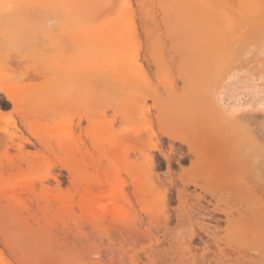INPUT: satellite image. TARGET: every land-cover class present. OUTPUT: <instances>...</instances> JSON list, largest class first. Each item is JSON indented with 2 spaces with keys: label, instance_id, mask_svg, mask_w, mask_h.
<instances>
[{
  "label": "bare ground",
  "instance_id": "bare-ground-1",
  "mask_svg": "<svg viewBox=\"0 0 264 264\" xmlns=\"http://www.w3.org/2000/svg\"><path fill=\"white\" fill-rule=\"evenodd\" d=\"M156 12H158V14H156ZM20 27H22V29L24 27H28V28H26L27 30L29 28L38 29V27H40L43 30L42 32L41 31L37 32L40 28L38 30L33 29L34 30L33 35H30L32 33L31 29H30V31L28 30L29 33L27 31H25L26 34L27 33L28 34L26 36H24L22 40L27 42L26 43L27 45L24 42L23 43L26 46H29V48L30 47L31 48L39 47L40 49H42V51H39L40 49L38 50L39 53L40 52H46L43 54L40 53L41 55L39 56V54L36 55L37 50L33 49L32 51L28 50L27 51L28 53H26L27 54L26 56H28V54H29L33 58L35 57V60H36V58L38 59V56L41 57V62L39 60L40 58L37 60V62L39 61L38 62L39 64L40 63L46 64V65H44L45 69H46V71L48 70V73L50 75V78L47 79L48 81L44 80L43 87H40V88L35 89V90H32V89H30V90L24 89L23 90V87H22V89L20 90V89H17L18 87H16V85L10 86L11 83H13V82H11L10 79H9V81H5V80H8V78H5V76H7L6 74L8 72H6V73L3 72L5 74V76L2 75V73L0 74L1 77L4 76V79L1 78V80H3L4 83L5 82H6V84L10 83V85L4 86L5 89H8L7 90L8 92L5 95L6 100L8 102H10L11 104H13L12 106H14V107L15 106L16 107L21 106L19 108V110L22 111V113H20V118H21V122L23 124L29 123V120H30L29 117L38 118V116H40V115L43 116V115H46L48 113L46 118L44 119L46 121L48 116H54L53 114L49 115L52 105L55 104L52 101L55 102L57 100L56 99L57 97H62L63 93L67 92L65 94L66 95L69 94L71 96V97H69V95H68L70 100L68 99L67 101L68 102L70 101L69 103H72V105L77 106V108L80 107L81 110L84 109L83 112L86 111V113H88V112L90 113V109L91 110L94 109L92 107V105H94V107H95V104H96V108H95V110H97L96 112H99L102 116H107L108 112L110 113L111 111L109 110L107 112V115H106L105 110L107 111V109L112 108V112L114 113L113 116L116 117L114 122L116 121V119H118L119 125H118V128L112 129L111 131L108 132L109 138H108V141L106 142V144L108 145L109 150L111 149V152L110 151H109L110 153L105 152V154H112L113 155L117 151H119V153H120L123 150L120 154L122 155L126 151L125 155L127 156V152L129 151V147H127V146L130 143L133 144V145H131V144L129 145V146L133 147L132 148L133 150L130 147V151L132 150L131 153H133V155L135 153H138L137 156L139 155V157H137L135 159L137 161V159L139 158L140 161L136 162V161L132 160L135 163L134 162L131 163L130 160L132 158H129L130 160H128V162H130V163L127 164V161L125 162L124 166L126 168L128 175H130V174H131V176L136 175V176H139L141 178L146 177V176L147 177L149 176L148 178H150V177L155 175V173H156L155 162H154L155 161V154L153 151H155L156 148L157 149L159 148V143H160L161 139L163 141H165V143L168 144L169 151L164 152L163 150L160 149V150H158V153L164 159L165 165H166L168 170L170 169V166H171V159H173V157H177V156L180 158V160L184 156L186 158H188L190 161L189 166L191 167V165H192L193 169H195L194 166H196V165L197 166H199V165L204 166L205 161H202V160H204L203 158H205L204 157L205 156V149L207 147H210V146H212L213 152L218 154L217 158L220 159V161L223 160L222 157H224L227 154L228 150L231 147V150H234V151H232V152L229 151L230 154L231 153L234 154V152H236L235 153L236 155H232L233 157L234 156H236V157L241 156V158H242L244 156L245 158L243 157L244 158L243 161L246 159L245 162L250 160L249 157H248L249 158L248 160L246 158L247 155L249 154V153H247L246 150L251 152L250 153V154H252L251 156H253V155L256 156V158L253 157L254 158L253 160L251 159L252 161L255 160L254 165H256V166H254L252 163H249V162H248L249 163L248 166L250 164H252L253 165L252 167L254 169H256L257 164H258L257 162H259V164L260 163L264 164V43L259 47H256L255 45H253V42H255V41L256 42L261 41V40L264 41V0H0V35L3 37H6V38L7 37L10 38L14 35L13 28H20ZM26 29L24 28V30H26ZM19 32H18V34H19ZM55 33H57V34H55ZM18 34L16 33V35H18ZM22 34H24V33H22ZM56 35L59 39L55 38ZM1 38L2 37H0V39ZM8 38H7V42L9 41ZM19 40H21V38ZM4 41H6V40H4ZM11 41L9 43H12ZM13 41H14V38H13ZM18 42L21 43L20 41H18ZM0 43H1V40H0ZM9 43H7V46H9L8 45ZM29 43H32V44L29 45ZM2 44H0V45L2 46ZM21 45H22V43H21ZM3 46H4V50H5V48L8 49V47H5L6 46L5 44H3ZM9 47L12 49V46H9ZM15 47H17V46H15ZM19 47H21V46H19ZM24 48H26V47H24ZM1 49L2 48H0V51L2 53ZM17 49L21 50L20 48H17ZM17 49H14V47H13L12 51H14V52H12V53H14L16 55L17 52L15 53V51H17ZM25 50H27V49H25ZM12 53L10 52L11 56L13 55ZM22 53H18V55H20ZM23 54H25V53H23ZM18 55H16L14 58H19V57H17ZM11 56H10V58L13 57V56L12 57ZM10 58H8V60ZM24 58H25V55H24ZM26 58L22 59L20 61L24 63V62H26L25 61ZM12 59H10V60L13 61L14 59L13 60ZM2 60H4V61H0V62H2V65H3V62H6V63H4V65L5 64L7 65V66L5 65L4 69H6V67L10 68V66L7 64V61H5V59H2ZM15 60H14V62H12L13 66H14V63L18 62ZM11 61L9 62L10 64H11ZM29 61L31 64H33L30 59H29ZM29 61H27V63ZM21 62H19V63L21 64ZM175 62H176V73L173 70L175 68V67L173 68V64ZM235 62L244 63L245 66L246 65L250 66V71L257 69V74H252V73L249 74V72H248V74H249L248 76L246 75L237 81L236 80L237 72H240V71H239V69L237 70L234 67ZM19 63H18V65H19ZM38 63H36V64H38ZM240 63H239V65H240ZM34 64H35V62H34ZM39 64H38V67L41 66L40 68H42V71H43L44 70L43 66L41 64L39 66ZM18 65H16V66H18ZM24 65H25V63H24ZM236 65L237 64L235 63V66ZM16 66H14V67H16ZM241 66L242 65H240V67ZM9 68H8V70H9ZM22 68L24 70L23 66H22ZM34 68H36V67H34ZM4 69L1 66L0 72H2ZM18 69H19V67H18ZM18 69L16 68L15 70H18ZM37 69L38 68H36L34 70L37 71ZM15 70H11V71H15ZM24 71H23V73H24ZM26 71L28 73V70H26ZM46 71L45 72L43 71L44 73L43 72L41 73L40 71H37V72H38V74L40 72L42 75H44L46 73ZM246 71H248V69ZM23 73H21V74H23ZM253 73H255V72H253ZM15 75H16V72H15ZM37 75L35 76L36 78H38ZM31 76L33 77V75H31ZM43 77H41V78H43ZM13 78H15V77H13ZM33 78L31 81H34ZM20 79H21V81L26 80V78L24 80H22L23 78H20ZM28 79L30 80V78H28ZM18 82H20V80H18ZM0 83H2V82L0 81ZM14 83H16V82H14ZM105 91H106V93L107 92L111 93L110 95L113 98L111 96L109 97L108 93L105 94ZM241 91H249L258 99L255 100V102L251 101V102H247L245 104H242L243 100H241L239 98V96L237 95V94L241 93ZM94 92L96 94H94ZM97 92H98V94H100V96L99 95L97 96ZM103 92H104V94H103ZM259 94H261L260 95L261 97L258 96ZM116 96L118 98L120 97V99L116 98ZM73 99H75V101H73ZM248 100H250V99H248ZM252 100H254V99H252ZM50 102H51V104H50ZM73 102H75V103H73ZM92 103H94V104H92ZM54 107H53V110H54ZM104 107H106V109H104ZM55 108H57V107H55ZM80 108H79V110H80ZM70 109H71V107H70ZM53 110H52V112H53ZM76 110H75V112L77 113V116H78V113H80V111L77 112L78 110L77 111ZM256 110L257 111L259 110L258 113L261 114L260 116L262 117V120L258 119V118H261V117H259L258 113H257V115L252 114ZM92 111H94V110H92ZM239 111H240V115H237V114H239ZM242 111L243 112L245 111V112L243 113ZM75 112L72 111L73 114ZM242 113L244 115H242ZM262 113H263V115H262ZM100 114H99V116H101ZM96 115H94V116L92 115V117L90 116L92 118L90 120V124L93 128H97L99 126V122H97V121H99V119H97V120L95 119ZM255 115L257 117H254ZM18 116H19V114H18ZM56 117H58V116H56ZM81 118H84V117H81ZM87 118L88 117H86L85 119H87ZM79 120H80V117H79ZM256 120L258 122L255 123ZM39 121H41V120H39ZM49 121L51 122V117H50ZM59 123H61V122H59ZM29 124H31V123H29ZM61 124L63 125L64 123L62 122ZM61 124H59V125L55 124L53 126L54 127L60 126ZM39 125H41V124H39ZM106 125H107V123H106ZM31 126H32L31 128L33 130L36 128V125L34 122H32ZM53 126H51V127H53ZM39 127L40 126H37V128H36L38 130H34L35 133H37V132L40 133L41 128H45L46 125L44 124L43 127L40 128V130H39ZM51 127H48V128H51ZM139 127H141V128L138 129ZM156 127L158 128V132L154 131V129ZM184 127H186V128H184ZM9 128L11 129V127H9ZM48 128H47V130H48ZM68 128L69 127H67V130H69ZM88 128L90 129V127H88ZM188 128L196 129L197 133H198L196 135V138H202L201 136H203L206 139V142L208 141L209 143H206V142L204 143V140H203L204 138L202 139L203 143H199V141H198V143L191 141V139L186 136V134L188 133ZM10 129H8V127L7 128L5 127L2 129V131H4V133L6 135L5 143H9L10 145H13L20 152L22 149V145H23V141H22L23 139L21 140V138L18 139L17 137H15L16 135H14V133L12 134ZM56 129L60 132V135H63L64 131H61L62 128L56 127ZM184 129H186V131H187V132L185 131L186 133L183 131ZM44 130H46V129H44ZM47 130L43 132L46 135L48 134ZM34 131H33V133H34ZM42 131H43V129H42ZM48 132H50V131H48ZM61 132H63V133H61ZM66 132L64 133L65 136H67V134H69L68 132L66 134ZM44 134L42 136H45ZM49 134H52V133L50 132ZM101 134L99 133V135H100L99 137H101ZM188 134H190V132ZM52 135H54V134H52ZM57 135H59V134L57 133ZM60 135L57 136L58 140H59V143H57V145L59 146V148L61 150L65 151L67 153V155H71V156L75 157V158L74 157L72 158L71 156H69L72 158L71 160L69 159L70 164L67 167V169H68L67 172H68L69 176L72 177L75 173L80 174L82 170H80L79 165H81L82 163L80 162V164H78V163H76V161L79 162L78 161L79 159L81 161V159H83V157H85L86 151H84L85 153L83 152L84 155L82 153H80L83 155L81 158L76 157L75 155L72 154L73 153L72 150L74 148L72 149V147H71L72 144L70 145V142H72L73 139L67 137L68 139H66V143H65V141H63V138H65L64 135H63L62 139H59ZM54 136H56V133ZM72 136H74V135H72ZM190 136H192V135H190ZM41 138L43 139V137H41ZM45 138H46V136H45ZM94 138L96 139V136H94ZM126 138L130 142L127 140V142H128L127 143ZM16 139L18 140L17 142L15 141ZM70 139H72V140H70ZM60 140L63 142H61ZM74 140H76V139H74ZM233 140L234 141L236 140L239 143L238 142H235L236 144L232 143V142H234ZM49 141L52 144L51 139H49ZM122 141H123V143H122ZM124 141L126 142L125 143L126 145H124ZM174 142L179 143L181 145V148L178 147V149H175L173 144H171ZM210 142H212V143H210ZM28 143H31V142H28ZM136 143L138 145H136ZM40 144L46 145L47 141L45 139L41 140ZM92 144L94 146V143H92ZM10 145H8V146L10 147ZM96 145L95 146L97 148H95V149H98V151H99V148L101 151H106V149H107L106 147H103V146L100 147V143H99V145H98V143H96ZM121 145H123L125 148H127V150H124L123 146H121ZM242 145L247 147L244 150L247 153L246 155H245V153L244 154L242 153V152H244L243 151L244 147H242ZM82 146H84V145H82ZM232 146H233V148H232ZM237 146L240 147V149L242 151L241 153H240V151H238L239 149L237 150V148H238ZM118 147L120 150L119 149L113 150V149H117ZM182 147L186 149V153L183 152ZM8 148H6V150ZM26 149H24V150H26ZM82 149H83V147H82ZM24 150L22 149L23 154H24V152L27 151V150L26 151H24ZM54 151H55V153H58V152H56L55 148H54ZM135 151H137V152H135ZM31 153H32V151H31ZM119 153L117 152L116 154H119ZM23 154H21V156ZM116 154L113 156L116 157ZM120 154L117 155L118 157H116V159L118 160L117 163L121 162V161H119V159L121 158ZM128 154H129V152H128ZM207 154H209V153H207ZM250 154H249V156H250ZM29 155H30V152H29ZM95 155L96 154H94V156ZM6 156H8V155H6ZM39 156H41V155H39ZM105 156L106 155H104L103 158H105ZM113 156L110 155V157H111L110 162L112 161L111 159ZM126 156H125V158L128 159V156L127 157ZM226 156L230 157L229 154H227ZM10 157L14 158L12 156H10ZM23 157H25V155ZM107 157L109 158L108 155H107ZM130 157H131V155H130ZM229 157H226V158H228L227 160L225 159L226 161L224 160V162H220V167L223 170H225L228 167L230 169V172L232 171L231 172L232 174L237 173V175H238L240 173V172H238L239 168L237 167L238 168V170H237L236 167H233L235 165L234 163L237 164L238 159L236 158L237 160H235V157H234L233 159L235 161L233 159L231 161H229ZM76 158H79V159L75 160ZM103 158L101 157L102 160H103ZM125 158H121V159H124V160H122L123 162L125 161ZM238 158L240 160V157H238ZM7 159H8V157H7ZM251 160H250V162H251ZM6 161H9V159ZM10 161L12 162L13 159H11ZM86 161L88 163V160H86ZM90 161L91 160H89V162ZM177 161L179 163L181 162L179 160H177ZM228 161L229 162L233 161L232 163L234 165L232 166L231 165L232 163H230V164L227 163ZM243 161H242V163H243ZM99 162H100V160H99ZM112 162H114V161H112ZM123 162H122V165L124 164ZM239 162H241V161H239ZM52 163H53V161H52ZM52 163H51V165H52ZM104 163H106V161L103 162L102 164H104ZM214 163H215V160H214ZM214 163H213V165H214ZM102 164H100L101 168L103 167ZM120 164L121 163H119V165ZM126 164H127V166H126ZM206 164L209 165V162ZM241 164H237V165L241 167ZM44 165H46V164H44ZM49 165H50V163H49ZM91 165H92V163H91ZM95 165L97 167L99 165L98 162ZM108 165H110V164H108ZM119 165H116L114 168H116V167L121 168V166H119ZM213 165H209V167L211 166L210 169H213V167H212ZM230 165H231V167H230ZM10 166H12V163L10 164ZM87 166H89L90 169H91V167H93V165L90 166V164ZM124 166H122L121 170L124 169L123 168ZM21 167H22V165H21ZM85 167L83 170L88 169ZM111 167H112V164H111ZM111 167L109 166V169H111ZM200 167L201 166L198 167V170H201V172H202L203 167H201V168ZM252 167L251 166L249 167L250 168L249 171L252 170ZM36 168L37 167H35L34 169L36 170ZM49 168H50V166H49ZM98 168H99V166H98ZM120 168H118V170ZM228 168L226 169V171H228ZM258 168H259V166H258ZM261 168L262 167H260V169H258V170L260 172L264 171V167H263V169H261ZM204 169L208 170V166L204 167ZM235 169L237 171H235ZM246 169H247V167H246ZM35 170H33V171H35ZM48 170H47V173H45V175H44V173H38V174H35L34 178H32V179L29 178L30 172H28L29 176L27 178H29V180H32L31 183H29V181H27V183H29V184L26 183L27 178L24 175H23L24 177L21 176L22 177L21 179L19 177L20 175L19 176L16 175L17 178L15 176H14L15 178L14 177L13 178L15 180L20 179L21 182L25 181L23 184H20L21 183L20 180L17 181L18 187L20 186L21 189L23 187L24 191H27V189L30 188L29 192H31V193H34L35 189L31 190L32 187H28L27 185L31 184L33 186V184L36 185L39 182L41 184V188L45 189L46 187H45L44 182H45L47 175H49V177H51V178H49V180L53 179L55 181V183L57 184L56 187L59 188L61 186V185L59 186V184H60L59 177L56 174L52 173L51 169L49 171ZM64 170H66V169H64ZM93 170L94 169H92L90 171L92 172ZM240 170H241V168H240ZM33 171H31V173H34ZM85 171H87V170H85ZM88 171H89V169H88ZM233 171H235V172H233ZM242 171H248V169L247 170L242 169ZM95 172H96V170L94 171V173ZM201 172H200L201 175L202 174L206 175L210 172V170L206 171V172H208L206 174L204 171L202 173ZM252 172H253V170H252ZM99 173H98V175H100ZM106 173H108V172H106ZM106 173H105V175H107ZM110 173H112V174L111 175L108 174L109 176H107V179L105 178L106 180L103 182L102 181L96 182V181H93V177L91 178V180L93 182H96V183L93 184V186H91L89 188H88V186H86L83 189V193L81 195H79L80 197L81 196L84 197V198L81 197V199L83 198L82 201H80V199H78L80 201V205H79V203L78 204L76 203L78 205V208H80L81 212L85 211V214H86V212H88V210H90V212H94L92 210H94L95 207L97 208V206L99 205L98 204L99 202H102V201H100L99 197H97L98 195L101 194L100 196L102 197V194H107L106 192H108V191H109V194H111L110 191H112L116 187L117 188L120 187V186H118L119 185L118 182H113L116 179H114V180L110 179V177L113 176V170L110 171ZM119 173H121V171ZM250 173L248 172V174H250ZM248 174L246 172V175H248ZM252 174H254V172ZM258 174H259V172H258ZM105 175H103V177L101 175V177L104 179ZM117 175L120 176V174H117ZM95 176L97 177V174ZM114 176L116 177V175H114ZM18 177H19V179H18ZM229 177L230 176H228V178ZM233 177H235V175ZM255 177H256V175H255ZM13 178L11 179L9 177L10 181L14 184L16 181L13 182L12 181ZM23 178H24V180H23ZM100 178L97 180L100 181ZM202 178H204V177H202ZM206 178H208V177H206ZM245 178H243V181ZM9 179L6 181L9 182ZM35 179H37V180L35 181ZM94 179H95V177H94ZM103 179H101V180H103ZM136 179H134L135 183H133V184L137 185L138 190L139 189L140 190L146 189V186H144L143 183H142L143 185L138 184L140 179H137V180ZM223 179H226V177H224ZM233 179H235V178H233ZM237 179H238V177L236 178V181H238ZM247 179H248V177H247ZM85 180H87L86 177H85ZM150 180L151 179H149V182H150ZM214 180H215V183L213 180L210 181V183L216 184V182L219 181V179L218 180L214 179ZM187 181L190 182L191 180H187ZM8 182H6V184H4V185H7L6 188L8 191L3 186L4 189L3 190L0 189V192L2 190L1 194H3V192L4 193L6 192V194H8L10 191H12V193L16 191V190H13L12 188L14 186L17 187V182L15 183L16 185L12 184L13 186L11 185V183H10V185H11L10 186ZM141 182H144V179ZM185 182H181V183L182 184L184 183L186 185ZM191 182L198 183L197 180H196V182L194 180ZM191 182L189 184H191ZM260 182H261V180H260ZM3 183H5V182H3ZM48 183H50V182H48ZM144 183L146 185V182H144ZM239 183H241V182L239 181ZM51 184H53V183H51ZM198 184H195V185H197L196 187H198ZM200 184H199V188L202 187L205 190H207L206 189L207 185L212 186L211 184H208V180H207L206 185L205 184L200 185ZM2 185H1V187H2ZM191 185L193 186L194 184L192 183ZM195 185H194V187H195ZM219 185H220V183H219ZM219 185L217 186L218 188H220ZM242 185L244 186L245 184L242 183ZM262 185L264 186V184H262ZM140 186L141 187L143 186L144 188L143 187L140 188ZM259 186H258V188H259ZM9 187H11L12 190H9L10 189ZM34 187L36 188L37 185ZM61 188H63V187L61 186ZM239 188H240L239 195H241V196L243 195V197H245L244 195L247 194L248 197L249 196L251 197V195H249V194H252V189H251V191H249V190L245 191V186H244L243 187L244 191H243L242 190L243 188L241 189V187L237 186V189H239ZM246 188H248V187H246ZM260 188H262V187H260ZM76 189H77V187H76ZM220 189H222V188H220ZM224 189H226V188H224ZM78 190H80V189H78ZM116 190L119 191V190H121V188L115 189L114 192H117ZM146 190L148 191V189H146ZM150 190H152V189H150ZM255 190L257 191L258 189H255ZM122 191H123V189H122ZM214 191H215V188H214ZM235 191L237 192L239 190L235 189ZM247 191H249V192H247ZM262 191H263L262 196H260L261 193L260 194L258 193V195H256L257 198H259L261 200V202H263V203H260L259 199H257V198L255 200L258 204H261V206H258V208L260 210L258 212L256 211L257 215H256L255 210L253 211V213H255L256 217H254L253 213L249 210L250 213H252L251 215H253L252 218L254 217V219L256 218L258 220L260 218V221H259V223L261 222L260 226H264V201H263L264 189L263 188H262ZM70 192H71V190H70ZM140 192H142V191H140ZM207 192H211V191H207ZM217 192H219V191H216V193ZM84 193H85V195H83ZM9 194H8V196H10ZM137 194H139V193H137ZM151 194H153V191L151 192ZM95 195H96V200L97 199L99 200V201L97 200V203L92 202L95 199L89 197V196L95 197ZM146 195H147V193H146ZM206 195H208V194H206ZM214 195H215V193H214ZM232 195H233L232 197H235L234 193ZM247 195H246V197H247ZM73 196L75 197L76 193ZM73 196H71V197H73ZM79 196H78V198H79ZM107 196L108 195H106V197ZM148 196H149V194H148ZM10 197H12V199H13V197H15V196L12 195ZM68 197H70V196H68ZM74 197H73V199H74ZM104 197H105V195H104ZM104 197H102V198H104ZM118 197L119 196H117L116 198L119 199ZM138 197H140V196H138ZM59 198L60 197H58V199ZM89 198H91V200ZM107 198H109V197H107ZM112 198L113 197H111V199ZM151 198H152V196H151ZM247 198H243V199H247ZM88 199L92 203L90 201H88ZM111 199L108 200L110 202V204H108L109 202L107 203V205L105 203L106 208L108 206V208H107L108 211L106 210V212H109L108 214H106V212H105V215L107 217H109L111 215V217L113 218L112 220H114L116 213H118L121 210V209L119 210V208L122 205H120V204L117 205V203H114L113 202L114 199L111 203V201H110ZM138 199H140V198H138ZM147 200H150V196ZM240 200H238V201H240ZM60 201H61V198H60ZM252 201H253V199L249 200V202H252ZM104 202H106V201H104ZM90 203H91V205L92 204L95 205V206H93L94 209L92 207H91V209L88 208V206L89 207L91 206V205H89ZM245 203H246V200L243 201V204H245ZM96 204H98V205H96ZM138 204H141V203L139 202ZM14 205H15V203H14ZM48 205L50 207L52 205L54 207L56 206V205H54L53 202H52V204H50V202H49ZM234 205H237V204L235 203ZM61 206L62 207H60V208L58 207L60 212L68 213V212H71L73 208L75 209L74 206L71 207V204L68 203V201L61 202ZM118 206H120V207H118ZM142 206H143V204H142ZM246 206H250V204L249 205L247 204ZM15 207H17V205ZM122 207H125V206H122ZM144 207L147 208L146 206H144ZM155 207H157V206H155ZM253 207H254V209L256 208L255 205ZM116 208L118 210L117 212L115 211ZM205 208L206 207H204V209ZM231 208H232V206H231ZM248 208L251 209V207H248ZM125 209H126V207H125ZM214 209H216V208H214ZM52 210H53V208H52ZM97 210H98V208H97ZM216 210H218V209H216ZM239 210H241V208ZM99 211H101V210H98V212ZM208 211L210 212V210H208ZM224 211L226 212V210H224ZM96 212L97 211L94 212V215L96 214ZM98 212L96 214V217H97L96 219H98V216L100 214V213L98 214ZM207 212L204 214L205 215L209 214V212L208 213ZM212 212L214 213V211H212ZM230 213H232V212L230 211ZM258 213H259V215H258ZM224 214L226 215V213H224ZM234 214H235V212H234ZM18 215H20V214L18 213L17 216ZM112 215H114V217ZM227 215L225 217L226 220L228 219V216H230V215H228V216ZM118 216H116V217L118 218ZM86 217H87V214H86ZM232 217H234V216H232ZM248 217H249V215H248ZM189 218H190V215H189ZM252 218H251V220H252ZM10 221L12 222V220H10ZM69 221L70 222L72 221L71 226H73L74 223L76 225L75 220L69 219ZM88 221L89 220L86 221L87 222L86 226L92 224V223H88ZM241 221H242V219H241ZM13 222H15V221H13ZM89 222H91V221H89ZM96 222H98V221H96ZM102 222H103V218H102ZM102 222H100L99 224H101ZM235 222H236V220H235ZM107 223H109V222H107ZM244 223L246 225V221H244ZM253 223L255 224V222H253ZM67 224L69 225V223H67ZM83 224H85V223H83ZM99 224L97 223V225H95L97 227L96 230L99 229V226H101ZM230 224H234V222L233 223L230 222ZM27 225H28V223H27ZM79 225L80 224L78 223L77 227ZM92 225H91V227L94 226V225L93 226ZM95 226L92 229H95ZM242 226H244V225H242ZM77 227L75 226L72 229H76ZM88 227H90V226H88ZM68 228L71 229L70 226ZM80 228H81V225H80ZM80 228L78 227L77 230L79 231ZM83 229H84V226H83ZM226 229H227V227H226ZM232 230H234L233 227H232ZM238 231H236L235 233L237 234ZM203 232H204V230H203ZM226 232H227V230H226ZM249 232H248V234H250V235L253 234L252 236H254L255 233H253V232L249 233ZM235 233H233V234H235ZM241 233H243V232H241ZM248 234H246V235H248ZM239 235H240V233H239ZM239 235H238V237H239ZM246 235L244 233V236H246ZM247 237H249V236H247ZM243 239H241V240H243ZM251 239H253V238H251ZM263 239H264V237H263ZM247 240H249V239L247 238ZM238 243H240V242H238ZM261 244H263V243H261ZM234 247L237 248L236 246H234ZM244 247H245V245H244ZM247 248H249V247L247 246ZM260 251H261V249H260ZM255 252H257V251H255ZM92 253L93 252H91L90 254L92 255ZM259 253H261V252H259ZM96 254L97 253H95V255ZM91 255H90V257H91Z\"/></svg>",
  "mask_w": 264,
  "mask_h": 264
},
{
  "label": "rangeland",
  "instance_id": "rangeland-1",
  "mask_svg": "<svg viewBox=\"0 0 264 264\" xmlns=\"http://www.w3.org/2000/svg\"><path fill=\"white\" fill-rule=\"evenodd\" d=\"M156 14H158V12H156ZM24 28L26 29L28 27H24ZM24 28L23 29H22V27L13 28L14 35L13 36L11 35L12 37H10V38L7 37L9 40L8 42H7L6 37H3L0 35V37H2L0 39L1 40L0 44H2V43L5 44L6 45L5 47H8V49H9L8 50L7 48H5V50H4L3 44H2V46L0 45L1 46L0 48H2L1 49L2 53L0 51V61H4L2 59H5V61H7V64L10 66V68L6 67V69H4V67L6 65V64L4 65V63H6V62H3V65H2V62H0V67L2 66L4 69L2 72H0V74L2 73V75L5 76L4 73L8 72L6 74L7 76H5V78H8V80H5V81H9V79H10L11 82H13V83H11V85L9 82H8L9 84H6V82L4 83L3 80H1V78L4 79V76H2V77L0 76V81L2 82V83H0V183H1L0 187L3 184L0 189L3 190L4 189L3 186H4L5 189L7 190V188H6L7 185H4V184H6V182H8L6 180H8L9 177L12 179L14 176L17 178V176L20 175L19 177L21 179L22 178L21 176L24 175L27 178L29 176L28 172H30L31 177L29 176V178L32 179V178H34V175L38 174V173H44V175H45V173H47L48 169L49 170L51 169V172L56 174L59 177V180H60L59 186L61 185L63 188H61V186L59 188H57L56 187L57 184L55 183V181L53 179L49 180V178H51V177H49V175L46 174L48 178L46 177L45 182H44L45 187H46L45 189L41 188V184L39 182H38V184L35 183L37 185L36 188L34 187V186H36L33 184L34 182L32 183L33 186L31 184L27 185L28 187H32L31 190L35 189L34 193L29 192L30 188L27 189V191H24L23 187H22V189L20 186L18 187L17 181L20 180L19 177H18L19 180H15L14 179L15 177L12 180L13 182L14 181L17 182V187L14 186L12 188L13 190H16V191L13 193H12V191H10L11 193L10 192H9L10 194L8 193L10 196H12V195L15 196V197H13V199H12V197L8 196V194H6V192L5 193L3 192L4 195L1 194V192H2V190H1V192H0V264H264V239H263V237H264V233H263L264 232V226H260L261 222L259 223V221H260L259 217H258L259 220L256 218H255L256 220L254 219V217H256V216H255V213H253L254 210H255V212L256 211L258 212L260 210L258 208V206H261V204H258L255 200L257 198L256 195H258V193L259 194L261 193L260 196L263 195L262 194L263 193L262 188L264 189V186L262 184H264V178H263L264 177V171L260 172L258 169H260V167H262L261 169H263L264 164L260 163L261 164L260 165L259 162H257L258 163L257 168H258V166H259V168L257 169L255 167L256 169H254L252 166L254 165L255 160L254 161H252V160L254 159L253 157L256 158L255 155L251 156L252 155V154H250L251 152L246 150L247 153H249L251 156L250 157L248 154L246 158H247V160L249 158H250V160L252 159L251 162H250V160L245 162L246 159L243 161V159L245 158L244 156H243L244 158L243 157L241 158V156H237V157L234 156L235 160L238 159L237 164H241L243 161V163L241 164V167H240L236 163H234L235 164L234 165L232 163L233 161L229 162L234 158L232 155H236L235 154L236 152H234V154L233 153L230 154V152L234 151V150H231V147L227 152V154H229L230 157L226 156L227 155L226 154L224 157H222L223 160H221V161H220V159L217 158L218 154L213 152L212 146L207 147L205 149V156H204L205 158H203L204 160H202V161H205V164L203 163L204 166L203 165H199V166L203 167L202 170L205 172V174L208 173L206 171L210 170V172L206 175L202 174L203 175L202 176L200 174L201 170H198L199 166L196 165L197 167L194 166L195 169H193V166L191 165V167H192L191 168L189 166L190 161L185 156H184L185 158L182 157L181 160L178 156L173 157V159H171L170 169L168 170L166 165H165L164 159L158 153V150H160V149L163 150L164 152L169 151L168 144L165 143V141H163L161 139L160 143H159V148L158 149L156 148L155 151L152 150L155 154V161H154L155 162V171H156V173L154 175L155 177L154 176H152L150 178H148L149 176L148 177L147 176L142 177L144 179V182H146V185H145L144 182H141L143 180L141 177L136 176V175L131 176V174L128 175L126 168L124 166L126 161H127V164L130 162L132 163V162L136 161L135 158L139 157V155L137 156L138 153H135L137 151L134 152L135 153L134 155H133V153H131V151L133 150L132 149L133 147L129 146L131 143L127 146V147H129L128 152L131 155V157H130V155L127 152L128 159L125 158L126 151L122 154L123 156L120 154L123 150L120 153H119V151H117L121 155V158H125L124 162L122 161L124 159L118 158L119 161H121V162H119V163H121L120 165H119V163H117L118 160L116 159V157H118L117 155H119V154H116L117 152L115 153L116 157L113 156L115 154H113V155L112 154H105V152H108V153L111 152V149L109 150L108 145L106 144V142L108 141V138H109L108 132L111 131L112 129L118 128V125H119L118 119H116V121L114 122L116 117L113 116L114 113L112 112V108L107 109V111L105 110L106 115H107V112L109 110L111 111L110 113L108 112L107 116H102L99 112H96L97 111V110H95L96 104L94 107V105H92L94 103H92L91 105L94 108L92 110H94L95 112L92 111L91 109H90V113L89 112L86 113V111L83 112L84 109L81 110V108L79 107L80 108V110H79V108H77V106L72 105V103H69L70 101L69 102L67 101L68 99L70 100L69 97H71L69 94H67V95L65 94L67 92H64L62 97H57L56 98L57 100L55 102L52 101L55 104H53L52 107L50 106L51 111H50L49 115L53 114L54 116H48L46 121L44 119L46 118L48 113L46 115H43L44 117L42 115L38 116V118L35 117L36 119L33 117L32 118L29 117L30 118L29 123L32 124V122H34L36 125V128H37V126H40L39 130L41 127H43L44 124L46 125L45 128H41V130H40L41 134L36 131L39 134L38 135L34 131V130H38V129L35 128L33 130L31 128L34 124L31 126V124H29V123H28L29 124L28 125V124H23L21 122L20 113H22V111L19 110V108L21 106H18V107L12 106L13 104L8 102L6 100V97H5V95L8 92L7 91L8 89H5V87H4L6 85H10V86L16 85V87H18L17 89H20V90L22 89V87H23V90L24 89L35 90V89H38L40 87H43L44 80H47L50 78L48 70L46 71L45 66H44L46 64L40 63L44 68L43 71L44 72L46 71V73H47V74L45 73L46 75L44 74L45 75L44 76L41 74L43 71H42V68H40L41 66L38 63L39 61L37 62V60L39 58H40L39 60L41 62V57H39L41 55L40 53L43 54L46 52H40L39 53V51H42V49H40L39 47H36V48L30 47L29 48V46H26L27 42L22 40L23 37L29 33L28 30L30 31V29H31L32 33L30 35H33V33H34L33 31L36 28H29L28 30L27 29L24 30ZM39 28L40 27H38V29ZM38 29H36V30H38ZM40 29L37 32L43 31L42 29L41 30ZM25 31H27L28 33L26 34ZM18 32L20 35L18 34ZM16 33L18 35H16ZM22 33H24L25 35ZM55 34H57V33H55ZM19 37L21 38V40H19L20 39ZM13 38H14V41H13ZM55 38L59 39L57 37V35ZM4 40H6V41H4ZM10 41L12 43H9ZM18 41H20L22 43V45ZM7 43H9L8 44L9 46H12V49L9 46H7ZM263 43H264L263 40L258 41V42L255 41V42H253V45H255L256 47H259ZM13 44L17 47H15ZM30 44H32V43H29V45ZM19 46H21V47H19ZM13 47H14V49H17V48L21 49V50L17 49V51H15V53L17 52L16 55H18V53H22V52L25 54L22 53V54L17 56L19 58H14L16 55L14 53H12V52H14V51H12ZM24 47H26V48H24ZM25 49H27V50H25ZM33 49L37 50L36 55L39 54L38 59L36 58V60H35V57L33 58L29 54H28V56H26L27 55L26 53H28L27 51L28 50L32 51ZM10 52L13 54L12 55L13 57L11 56ZM24 55H25V58L27 57L25 60L26 62H24L25 65L23 62L20 61L22 59H25ZM10 56L14 60L16 59L15 61H18L16 63H14V66L18 65L19 62H21L22 65L19 63L18 66L14 67L12 64V62H14V60L12 58H10ZM7 57L13 60V61H11L9 59L11 61V64L9 63L10 61L8 60ZM29 59L31 60V62L33 64L30 63ZM27 61H29V62L27 63ZM34 62H35V64H34ZM36 63H38L40 67H38V64H36ZM235 63L237 64L236 66H235ZM235 63H234V67L237 70L239 69V71H240V72H237V76H236L237 81L246 75L248 76L250 73L257 74V69H255L256 71L255 70L250 71V66H248V65L245 66L244 63H240V62H238V63L235 62ZM239 63H240V65H242L241 67H240ZM22 66L24 67L25 71L23 70ZM18 67H19V69H18ZM34 67L38 68L37 71H40V72L42 71V72L41 73L39 72V74H38V72L36 70H34V69H36ZM8 68H9V70H8ZM16 68L18 70H15ZM173 68H174L173 69L174 72L176 73V62L173 64ZM246 68L248 69V71H246L247 70ZM11 70H15V71H11ZM26 70H28V73ZM23 71H24V73H23ZM15 72H16V75H15ZM248 72H249V74H248ZM253 72H255V73H253ZM21 73H23V74H21ZM35 74L36 75L38 74L37 75L38 78L35 77L36 76ZM31 75H33L34 78ZM13 77H15V78H13ZM41 77H43V78H41ZM20 78H23L22 80H24L25 78H26V80L28 78H30V80L28 79L27 81L26 80L21 81ZM32 78L34 79V81H31ZM17 79L20 80V82H18ZM14 82H16L17 84ZM107 93L109 94V97H110L111 93H109V92H107ZM107 93L105 91V94H107ZM94 94H96V93L94 92ZM103 94H104V92H103ZM68 95H69V97H68ZM98 95L100 96V94H98V92H97V96ZM237 95L239 96V98L241 100H243L242 104H245V103L251 102V101L255 102V100L258 99L249 91H241V93H239ZM260 95L261 94H259L258 96H260ZM63 97L64 98L66 97V98L64 99ZM116 98H118V97L116 96ZM118 99H120V97ZM248 99H250V100H248ZM252 99H254V100H252ZM73 101H75V99H73ZM73 103H75V102H73ZM50 104H51V102H50ZM54 106L57 107L58 109L55 108ZM53 107H54V110H53ZM70 107H71V109H70ZM104 109H106V107H104ZM52 110L54 113L52 112ZM75 110L77 112L80 111V113H78V116H77V113L75 112ZM72 111L75 113L73 114ZM240 111H239V114H237V115H240ZM256 111L252 114L257 115L259 110L257 112ZM243 113H242V115H244ZM18 114H19V116H18ZM99 114L102 117L99 116ZM258 114H259V117H261L260 116L261 114L260 113H258ZM92 115L93 116L96 115L95 116L96 120L99 119V121H97V122H99V126L97 128H93L90 124V120L92 119L91 118ZM256 115L254 117H257ZM262 115H263V113H262ZM56 116H58L59 118ZM50 117H51V122L49 121ZM79 117H80V120H79ZM81 117H84V118H81ZM86 117H88V118L85 119ZM258 119L262 120V117L258 118ZM39 120H41V121H39ZM59 122H61V123L63 122L64 124L62 125ZM256 122H258V121L256 120L255 123ZM58 123L61 124L62 126L61 125L55 126V127L53 126L55 124L59 125ZM106 123H107V125H106ZM39 124H41V125H39ZM51 126H53V127H51ZM5 127L6 128L8 127V129H10L9 127H11V129H10L11 133L12 134L14 133V135H16L15 137H17L18 139H20V138H21V140L23 139L22 140L23 141L22 149L24 150L27 148L26 149L27 151L24 150V151H26V152H24V154H23L22 149L19 152L13 145H10L9 143H5L6 135H5L4 131H2V129ZM48 127H51L52 129L48 128ZM56 127L62 128V129L64 128L63 130L61 129V131H64V133L67 131L69 133V134H67V132H66L67 136H65L64 133L61 132V133H63V135L65 137V138H63V141H65V143H66V139H68V138L73 139V140L70 139V140H72V142H70V145L72 144L71 147H72V149L74 148L72 150L73 155L81 158L85 153L84 151H86L85 157H83V159L85 158L86 160H88V163L85 159L84 160L81 159V161L79 158L75 159V160L79 159L78 160L79 162L76 161V163H78V164H80V162L82 163L81 164L82 166L79 165L80 170H82V171L80 174L75 173L72 176L74 179L72 177H70L68 172H67L68 171L67 167L70 164L69 161L74 156L67 155V153L65 151L61 150L59 148V146L57 145V143H59L57 136L60 135V132L56 129ZM67 127H69L68 128L69 130H67ZM88 127H90V129ZM47 128H48V130H47ZM140 128L141 127H139L138 129H140ZM184 128H186V127H184ZM42 129H43V131H42ZM44 129L47 130V133H48L47 135L43 133L44 131H46ZM155 129H154V131L158 132V128L156 127ZM33 131L35 134L33 133ZM48 131H50L54 135L56 133V136L49 134L50 132H48ZM183 131L185 132L186 129H184ZM189 132H190V134H188ZM57 133L59 135H57ZM99 133L100 134L102 133L101 137H99L100 136ZM188 133L186 134V136L188 138H190L191 141H194L195 143H198V141H199V143H203V141H202V139L204 138L203 136H201L202 138H196V135L198 134L196 129L188 128ZM43 134L46 136V138H45V136H42ZM63 135H60L61 138L59 137V139H62ZM72 135H74V136H72ZM190 135H192V136H190ZM94 136H96V139L94 138ZM41 137H43V139ZM44 139L47 141V144L46 145L40 144V141L44 140ZM49 139H51L52 144L49 141ZM74 139H76L77 141ZM127 140L128 139L126 138V142H127ZM203 140L205 143L206 139L204 138ZM15 141L17 142L18 140L16 139ZM63 141H61V142H63ZM28 142H31V143H28ZM126 142L124 141V145H126L125 144ZM235 142H238V141L235 140L232 143H235ZM92 143H94V146L96 145V143H98V145L100 143V147L103 146V147H106L107 149H106V151H101L100 148L98 147L99 148V151H98V149H95V148H97L96 147L97 145L94 147ZM122 143H123V141H122ZM206 143H209V142L207 141ZM210 143H212V142H210ZM171 144H173L175 149H178V147L181 148V145L177 142H174ZM8 145H10L11 148ZM82 145H84V146H82ZM131 145H133V144H131ZM136 145H138V144L136 143ZM121 146H123V145H121ZM53 147L55 148L56 152H58L59 154L55 153ZM82 147H83V149H82ZM130 147L132 149L131 151H130ZM240 147H238L237 150L239 149L238 151H240V153H241L242 151H241ZM242 147H244L243 151L245 150V148H247L244 145H242ZM6 148H8V149L6 150ZM123 148H124V150H127V148H125L124 146H123ZM232 148H233V146H232ZM118 149H119V147L117 149H113V150H118ZM31 151H32V153H31ZM246 151H244L242 153L243 154L245 153V155H246L247 154ZM29 152H30V155H29ZM183 152L186 153L185 148H183ZM80 153H82L83 155ZM207 153H209V154H207ZM21 154H23V155L21 156ZM94 154H96V155L94 156ZM6 155H8V156H6ZM24 155H25V157H23ZM37 155L38 156L41 155V156L38 157ZM104 155H106L105 158H103ZM107 155L109 156V158L107 157ZM110 155L113 156L111 160L114 162H112V161L110 162V158H111ZM10 156H12L14 158H11ZM69 156H71L72 158ZM7 157L9 159V161H6V160H8ZM101 157L103 158V160L101 159ZM226 157H229V161L227 163H229V164L232 163L231 165L232 166L234 165L233 167L239 168V170L237 168L238 172H240L238 175H237V173L232 174L231 173L232 171L230 172V169L228 167H227L228 171H226L227 168L225 170L221 169L220 162H224L225 159L227 160L228 158H226ZM238 157H240V160ZM129 158H132V159L130 160ZM11 159H13L12 162L10 161ZM138 159H137V161H140V159L139 160ZM89 160H91V161L89 162ZM99 160H100V162H99ZM128 160H130V162H128ZM132 160H134V161H132ZM177 160H179L181 162L179 163ZM214 160H215V163H214ZM52 161H53V163H52ZM102 161L103 162L106 161V163L102 164L103 163ZM239 161H241V162H239ZM97 162L99 164L98 166L100 169L98 168V166L96 167V165H95V164H97ZM122 162L124 163L123 165H122ZM208 162H209V165H213V163H214V165L212 166L213 169H210L211 166L209 167V165L206 164ZM248 162L252 163L253 165L250 164L248 166V164H249ZM11 163H12V166H10ZM49 163H50V165H49ZM51 163H52V165H51ZM91 163H92L93 167H91V169H90V167L87 165L90 164V166H92ZM20 164L22 165V167ZM44 164H46V165H44ZM100 164H102V166H103L102 168L100 167L101 166ZM108 164H110V165H108ZM111 164H112V167H111ZM127 164H126V166H127ZM48 165L50 166V168ZM116 165L121 166V168H122V166H124L123 167L124 169L121 170L120 167L114 168ZM231 165H230V167H231ZM83 166L84 167L86 166L85 168H88L89 171H88V169H85L87 171L83 170L84 169ZM109 166L113 170V176L110 177V179H112V180L116 179L113 182H118V184H119L118 186H120V187L119 188L116 187L115 189L121 188V190H119V191L116 190L118 192L117 193V192H114L115 189H113L112 191L114 193L112 191H110L111 194H109V191H108V192H106L107 194H102V197H104V195H105L104 198H102L100 196L101 194L98 195L97 197H99L100 201H102V202L98 203L99 205L96 204V205H98L97 206L98 210H101L99 212H98L96 207H95L96 210L94 209V207H93V206H95L94 204L91 205L92 202L97 203L98 199L96 200V195H95V197L89 196V197L95 199L96 201L94 200L91 202L90 201L91 198H89L90 200L88 199V201L91 202L89 204L91 206L90 207L88 206V208L91 209V207H92L94 209L92 211H94V212L97 211L98 214L99 213L100 214H99V216L97 215L98 219H96L97 218L96 217L97 212L94 215V212H90V210H88V212H86V214H87V217H86L85 211L81 212L80 208H78V205H77L78 203L80 205V201H82V199L84 198L83 196H81V197H83L81 199V197L79 195H81L83 193V189L86 186H88V188H89V187L93 186V184H95L96 182L105 181L107 179V176L112 174V173H110V171H112V170L109 169ZM207 166H208V170H205L206 168L204 169V167H207ZM245 166L247 167L248 171H242V169L247 170ZM250 166L252 167L254 174H252L253 173L252 170L249 171ZM254 166H256V165H254ZM35 167H37L36 170L34 169ZM118 168H120V169L118 170ZM240 168H241V170H240ZM64 169H66V170H64ZM92 169H94V170L91 172L90 170H92ZM33 170H35V171H33ZM95 170L97 173L96 172L94 173ZM237 170L235 169V171H237ZM31 171H33L34 173H31ZM120 171H121V173H119ZM235 171H233V172H235ZM106 172H108V173H106ZM246 172H247V174H248V172L249 173L251 172V173L246 175ZM258 172H259V174H258ZM98 173L100 175H98ZM105 173L107 175H105ZM96 174H97V177L95 176ZM117 174H120V176ZM101 175H102V177H103V175H105L104 179L101 177ZM114 175H116V177ZM234 175H235V177H233ZM255 175H256V177H255ZM228 176H230V177L228 178ZM85 177L87 178V180H85ZM92 177H93V181H96V182H93L91 180ZM94 177L96 180L94 179ZM135 177L137 179L141 180V181L139 180L138 184L139 185L144 184V186H146V189H148V191L146 189H142V190L139 189L142 192H140L138 190L137 185L133 184V183H135L134 182V179H136ZM202 177H204L205 179ZM206 177H208L209 179ZM224 177H226V179H223ZM237 177H238V179H237L238 181H236ZM247 177H248V179H247ZM29 178L26 179V183H27V181H29V183L32 182V180H29ZM99 178H100V181L97 180ZM233 178H235V179H233ZM243 178H245L244 181H243ZM101 179H103V180H101ZM149 179H151L150 182H149ZM211 179L214 181V183H215L214 179H217V180L219 179V181L216 180L217 181L216 184H211L210 183V181H212ZM23 180H24V178H23ZM36 180L37 179H35V181ZM187 180H191V181L194 180L195 182L197 180V182L199 184L201 183L202 185H204V184L206 185L207 180H208V184H211L212 186L207 185L206 186L207 190H205L201 186H200L201 188H199L198 183H194V182L190 181L191 184L192 183L194 185L198 184V187H196L197 185H195V187H194V185L192 186L191 184H189L190 182ZM260 180L262 183L260 182ZM239 181L241 183H239ZM3 182H5V183H3ZM20 182H21V180H20ZM24 182L22 181L20 184H23ZM48 182H50V183H48ZM181 182H185L186 185L184 183H183L184 184L183 185ZM8 183H9V185H10V183H11V185L13 184L10 181V179H9ZM29 183H27V184H29ZM51 183H53V184H51ZM219 183H220V185H219ZM242 183L245 184L244 185L245 191L246 190L251 191V189H252V194H249V195H251V197L249 196L250 198L248 197L247 194L244 195L245 197H243V195L242 196L239 195L240 188L237 189V186L241 187V189H242L244 187L242 185ZM218 185L222 189L218 188L217 187ZM258 186H259V188H258ZM76 187H77V189H76ZM142 187L140 186V188H142ZM246 187H248V188H246ZM260 187H262V188H260ZM9 188H10L9 190H12L11 187H9ZM214 188H215V191H214ZM224 188H226V189H224ZM78 189H80L81 191ZM122 189H123V191H122ZM150 189H152V190H150ZM235 189L239 190V191L236 192ZM255 189H258L257 190L258 192ZM70 190H71V192H70ZM242 190L244 191V188ZM152 191H153V194H151ZM207 191H211V192H207ZM216 191H219V192L216 193ZM249 191H247V192H249ZM75 193H76V196L74 197L73 195H75ZM137 193H139V194H137ZM146 193H147V195H146ZM214 193H215V195H214ZM233 193H234L235 197H232ZM148 194L150 196V200H147L149 198ZM206 194H208V195H206ZM83 195H85V193ZM106 195H108L107 197H109V198H107ZM246 195L248 198L246 197ZM68 196H70V197H68ZM71 196H73L74 199ZM78 196H79V198H78ZM117 196H119L118 197L119 199L116 198ZM138 196H140V197H138ZM151 196L154 200L151 198ZM58 197L61 198V201H60V198L58 199ZM111 197H113V198L111 199ZM137 197L140 199H138ZM243 198H247L248 200L243 199ZM78 199H80V201ZM109 199H111L110 200L111 203L114 199V201H113L114 203H117V205L120 204V205L126 207V209H125V207L118 206V207H120L119 210L121 209L120 210L121 212L120 211L118 212L119 214L116 213L118 211L116 208V210H115L116 211L115 212L116 213V215H115L116 220L115 219L112 220L113 218L111 217V215L109 216L110 218L105 215V212L108 208V206L106 208V205L109 202L108 201ZM251 199H253V201H252L253 203L249 202V200H251ZM257 199H259V198H257ZM238 200H240V201H238ZM245 200H246V203L243 204V201H245ZM65 201H68V203L71 204V207L74 206L75 209L73 208L72 211L68 212V213L60 212L58 207L59 208L62 207L61 202H65ZM104 201H106V202H104ZM259 201H260V203H263V202H261L260 199H259ZM263 201H264V199H263ZM49 202H50V204H52V202H53L54 205H56V206L54 207L52 205L50 207L48 205ZM139 202L141 204H138ZM14 203H15V205H14ZM105 203H106V205H105ZM235 203L237 205H234ZM108 204H110V202ZM142 204H143V206H142ZM247 204L248 205L250 204V206H246ZM16 205H17V207H15ZM254 205L256 206L257 209L256 208L254 209V207H253ZM144 206H146L147 208H145ZM155 206H157V207H155ZM231 206H232V208H231ZM204 207H206V208L204 209ZM248 207H251V209ZM52 208H53V210H52ZM214 208H216L218 210H216ZM240 208H241V210H239ZM207 209L210 210V212ZM206 210L209 212V214L205 215L204 213L207 212ZM224 210H226V212ZM249 210L253 213V215H254L253 218H252L253 215H251L252 213H250ZM212 211H214V213ZM230 211L232 213H230ZM233 211L235 212V214ZM257 212H256V215H257ZM18 213L20 215L17 216ZM108 213L109 212H106V214H108ZM224 213H226V215L227 214L230 215V216L227 215L228 216L227 220L225 218L226 215ZM189 215H190V218H189ZM248 215H249V217H248ZM258 215H259V213H258ZM112 216L114 217V215H112ZM116 216H118V218ZM232 216H234V217H232ZM102 218H103L104 223L102 222ZM233 218L236 220V222ZM251 218H252V220H251ZM69 219L75 220L76 225L73 222L74 227L75 226L77 227V225L79 223L81 225V228H80V225L78 227L80 228V230L81 229L82 230L78 231L77 230L78 227L76 229H72L74 227L71 226L72 221L70 222ZM241 219H242V221H241ZM10 220H12V222ZM87 220L91 221V222L88 221V223H92L93 225L95 223H96L95 225H97V223L99 224L100 222H102V223L99 224L101 226L98 225L99 229L96 230L97 227L95 225H94L95 229H92L94 227L92 224L91 225L93 227H91V225H88L90 227L86 226ZM243 220L246 221V225H245ZM13 221H15V222H13ZM96 221H98V222H96ZM107 222H109V223H107ZM230 222H232V223L234 222V224H230ZM253 222H255V224ZM27 223H28V225H27ZM67 223H69V225ZM83 223H85V224H83ZM241 224L244 225L247 229L244 226H242ZM253 225L254 226L256 225L257 227L256 226L254 227ZM69 226L71 227V229L68 228ZM83 226H84V229H83ZM226 227H227V229H226ZM232 227L234 230H232ZM203 230H204V232H203ZM226 230H227V232H226ZM236 231H238V233H237L238 235L240 233L239 237L235 233ZM241 232H243V233H241ZM248 232L249 233L253 232V233H255L254 236L255 235L256 236L254 237V236H252L253 234L250 235V234H248ZM233 233H235V234H233ZM244 233H245V235L246 234H248V235L244 236ZM247 236H249V237H247ZM250 237L253 239H251ZM247 238L249 240H247ZM241 239H243V240H241ZM238 242H240V243H238ZM261 243H263V244H261ZM244 245H245V247H244ZM234 246H236L238 249L235 248ZM247 246L249 248H247ZM260 249H261V251H260ZM255 251H257V252H255ZM91 252H93L94 254L92 253V255H91L90 254ZM259 252H261V253H259ZM95 253H97V254L95 255ZM90 255H91V257H90Z\"/></svg>",
  "mask_w": 264,
  "mask_h": 264
}]
</instances>
